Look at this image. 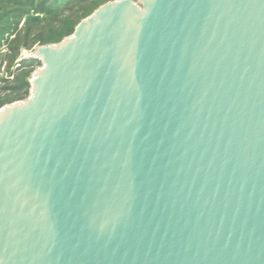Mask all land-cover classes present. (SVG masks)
Masks as SVG:
<instances>
[{
    "label": "water",
    "instance_id": "95a60500",
    "mask_svg": "<svg viewBox=\"0 0 264 264\" xmlns=\"http://www.w3.org/2000/svg\"><path fill=\"white\" fill-rule=\"evenodd\" d=\"M0 108V264H264V0H114Z\"/></svg>",
    "mask_w": 264,
    "mask_h": 264
},
{
    "label": "trees",
    "instance_id": "16d2710c",
    "mask_svg": "<svg viewBox=\"0 0 264 264\" xmlns=\"http://www.w3.org/2000/svg\"><path fill=\"white\" fill-rule=\"evenodd\" d=\"M111 1L0 0V108L29 95L31 74L40 63L18 61L23 51L60 42Z\"/></svg>",
    "mask_w": 264,
    "mask_h": 264
},
{
    "label": "rangeland",
    "instance_id": "374dc122",
    "mask_svg": "<svg viewBox=\"0 0 264 264\" xmlns=\"http://www.w3.org/2000/svg\"><path fill=\"white\" fill-rule=\"evenodd\" d=\"M133 1H136V0H133ZM29 52H30V51H23V52L21 53L20 60H21L24 56L28 55ZM18 61H19V60H18Z\"/></svg>",
    "mask_w": 264,
    "mask_h": 264
}]
</instances>
